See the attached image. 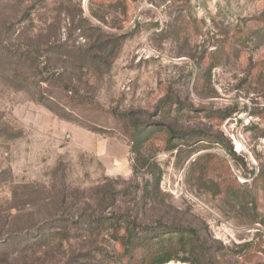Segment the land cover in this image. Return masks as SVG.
<instances>
[{"label":"rangeland","instance_id":"rangeland-1","mask_svg":"<svg viewBox=\"0 0 264 264\" xmlns=\"http://www.w3.org/2000/svg\"><path fill=\"white\" fill-rule=\"evenodd\" d=\"M137 110L184 140L152 133L134 174ZM112 213L264 264V0H0V264H118L87 222Z\"/></svg>","mask_w":264,"mask_h":264},{"label":"trees","instance_id":"trees-1","mask_svg":"<svg viewBox=\"0 0 264 264\" xmlns=\"http://www.w3.org/2000/svg\"><path fill=\"white\" fill-rule=\"evenodd\" d=\"M38 76L43 79L41 82L48 81L46 79H58L56 69L48 66L41 68ZM173 108L177 111H184L187 107L178 98L168 95L156 106V112L153 117L166 111L169 113ZM149 114L144 110L114 113V116L116 115V117L125 120L131 128V152L135 155L134 174L137 173L139 163L146 164L147 157L144 156L143 149L150 142L152 133L164 132L167 136L165 143L171 145L169 150L177 149L178 144H173L174 141L178 139L184 140V130H177L170 124L147 120L148 118L145 116ZM231 115L232 113H229L224 118H229ZM195 133L194 130H191V132H186L185 134L189 136L195 135ZM203 137L214 138L217 143L224 142V139L220 137ZM230 152L235 156L234 152ZM156 182L159 184L160 178ZM106 201L108 203L109 200L107 199ZM87 222L91 228L98 231L107 228L113 229L114 239L119 245V249H116L114 253L116 255L114 259L118 264H168L172 261L190 264H214L206 256L204 247L199 244V237L195 230L180 224L158 220L149 225L140 222L137 218L130 219L124 217L123 214L116 213L88 216ZM72 223L77 224L79 222L72 221ZM63 239L62 234L59 232L39 235V240L42 242L50 243L56 241L60 243Z\"/></svg>","mask_w":264,"mask_h":264},{"label":"bare ground","instance_id":"bare-ground-1","mask_svg":"<svg viewBox=\"0 0 264 264\" xmlns=\"http://www.w3.org/2000/svg\"><path fill=\"white\" fill-rule=\"evenodd\" d=\"M171 264V263H170Z\"/></svg>","mask_w":264,"mask_h":264}]
</instances>
